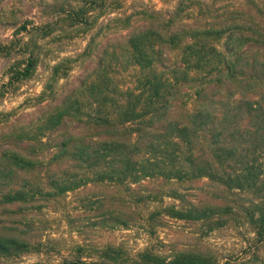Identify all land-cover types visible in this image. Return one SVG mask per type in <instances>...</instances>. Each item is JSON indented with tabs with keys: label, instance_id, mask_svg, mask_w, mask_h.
<instances>
[{
	"label": "trees",
	"instance_id": "16d2710c",
	"mask_svg": "<svg viewBox=\"0 0 264 264\" xmlns=\"http://www.w3.org/2000/svg\"><path fill=\"white\" fill-rule=\"evenodd\" d=\"M197 3L181 0L171 26L137 31L120 45L126 64L135 68L133 87H118L109 76L111 66L101 59L96 81L87 85L86 80L61 105L20 128L39 124L41 134L9 135L5 143L0 138L1 146L10 147L0 149V261L14 253L20 258L41 245L29 235L28 220L8 228L1 220L4 210L59 199L89 185L98 187V202L107 204L100 224L113 228H129L141 220L153 227L168 217L212 232L225 226L226 215L264 214L263 201H237L264 181V159L257 154L264 140H256L239 124L244 117L246 126L258 122L251 123L254 117L261 122L264 91L258 101L251 100L254 93L240 99L239 90H232L236 82L226 83L225 71L234 78L235 68L223 53V27L209 4L200 3L206 15L202 24L174 29L183 22V8ZM166 50L176 53L175 58ZM27 174L32 180L15 182ZM205 180L219 186L215 201L196 200V191L202 189L198 184ZM147 182L164 183L146 194ZM181 185L191 186L186 193L193 190L195 201L188 207L176 203L186 194ZM166 197L170 205L157 202ZM143 200L152 205L141 207ZM18 223L23 226L14 228ZM257 227L264 235V221ZM99 255L100 260L89 264H219L214 255L184 251L170 257L143 251L131 258L117 245L100 248ZM65 264L84 262L75 258Z\"/></svg>",
	"mask_w": 264,
	"mask_h": 264
},
{
	"label": "rangeland",
	"instance_id": "374dc122",
	"mask_svg": "<svg viewBox=\"0 0 264 264\" xmlns=\"http://www.w3.org/2000/svg\"><path fill=\"white\" fill-rule=\"evenodd\" d=\"M198 1L192 9L183 8V22L174 29L184 24H202L206 15L200 3L209 4L213 18L223 27V53L235 68L234 78L229 77L230 70L225 71L229 78L226 83L231 86L236 82L232 90H239L240 99L254 93L251 100L258 101L264 91V0ZM180 3L181 0H0L1 142L5 143L3 138L9 135L30 131L41 134L39 124L31 129L20 128L61 105L86 80L87 85L96 81L101 59L111 66L109 76L116 78L118 87H133L135 68L126 64L125 50L120 45L137 31L171 26L169 20ZM249 38L255 41L252 45L243 42ZM165 52L172 59L176 56L169 50ZM114 66L119 74L114 72ZM254 120L258 122L246 126L248 120L244 117L239 124L247 127L256 140H264V118L259 122L254 117L251 123ZM9 148L0 145V149ZM257 154L264 159V149ZM28 180H32L30 174L15 182ZM163 183L147 182L145 193L160 189ZM198 186L202 189L196 191L197 201H215L220 195L219 186L208 180ZM180 187L186 193L191 186ZM257 187L237 201L264 202V181L257 182ZM98 192V187L89 185L59 199L17 204L4 210L1 220L6 221L8 228L17 221L28 220L29 235L41 245L22 253L20 258L14 253V257L1 260L0 264H65L75 258L89 264L100 260L99 249L108 245L122 246L131 258L143 251L164 257L184 251L214 255L219 264H264V243H260L264 235L257 227L264 221V214L226 215L225 226L212 232L206 228L198 231L195 222L168 217L153 227L141 220L129 228H113L100 224L99 216L107 204L98 202ZM192 192L176 203L188 207L195 201ZM157 202L171 204L167 197ZM141 204L145 208L152 205L145 200ZM143 216H147L145 212ZM22 226L23 223L14 224V228Z\"/></svg>",
	"mask_w": 264,
	"mask_h": 264
}]
</instances>
